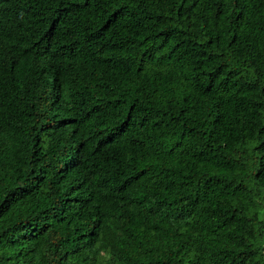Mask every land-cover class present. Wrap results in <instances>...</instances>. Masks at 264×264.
Masks as SVG:
<instances>
[{
    "label": "trees",
    "instance_id": "1",
    "mask_svg": "<svg viewBox=\"0 0 264 264\" xmlns=\"http://www.w3.org/2000/svg\"><path fill=\"white\" fill-rule=\"evenodd\" d=\"M0 264H264V0H0Z\"/></svg>",
    "mask_w": 264,
    "mask_h": 264
}]
</instances>
